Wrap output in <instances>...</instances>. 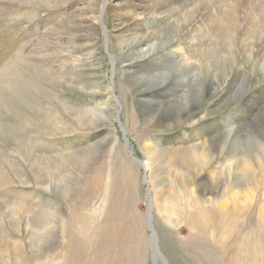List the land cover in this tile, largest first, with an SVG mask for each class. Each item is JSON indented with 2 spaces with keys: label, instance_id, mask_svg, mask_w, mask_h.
I'll return each mask as SVG.
<instances>
[{
  "label": "rangeland",
  "instance_id": "374dc122",
  "mask_svg": "<svg viewBox=\"0 0 264 264\" xmlns=\"http://www.w3.org/2000/svg\"><path fill=\"white\" fill-rule=\"evenodd\" d=\"M235 3L0 0V264H264V3Z\"/></svg>",
  "mask_w": 264,
  "mask_h": 264
},
{
  "label": "bare ground",
  "instance_id": "6f19581e",
  "mask_svg": "<svg viewBox=\"0 0 264 264\" xmlns=\"http://www.w3.org/2000/svg\"><path fill=\"white\" fill-rule=\"evenodd\" d=\"M263 1V2H262ZM213 2V1H212ZM237 2H238V4L237 3H235V6H238L239 8L241 7V5L242 4H246V5H251V14L252 15H256V12L257 11H261L262 12V3H264V0H237ZM162 3V2H161ZM165 3V2H164ZM167 3V2H166ZM214 4V3H213ZM237 4V5H236ZM212 6V8H213V5H211ZM211 6H209V7H211ZM217 5H215V7H216ZM209 7H208V9H209ZM242 8V7H241ZM203 10V9H202ZM207 10V9H206ZM211 10V9H210ZM239 10V9H238ZM161 11H162V9H161ZM204 11V10H203ZM208 11V10H207ZM207 11H205V12H202L199 16H197L194 20H195V26L194 27H196L197 26V23H200L201 21H203V20H205V17L208 15L207 13ZM200 12V11H199ZM263 13V12H262ZM195 14V13H194ZM213 14V13H212ZM236 14V13H235ZM240 14V13H239ZM258 14V13H257ZM264 14V13H263ZM197 15V14H196ZM241 15V14H240ZM211 16V15H210ZM257 16V15H256ZM255 16V17H256ZM208 17V16H207ZM251 18H253V16H251ZM93 20H94V22H96V17H93ZM254 20V19H253ZM252 20V21H253ZM229 21V20H228ZM240 21H242L241 19H240ZM252 21H250V22H252ZM178 22V21H177ZM249 22V21H248ZM228 24V23H227ZM191 25H193V24H191ZM199 25V24H198ZM193 27V26H192ZM193 27V28H194ZM176 28V27H175ZM191 28V27H190ZM192 30V29H191ZM187 31V30H186ZM188 33H185V35L186 36H188L187 34H190V33H192L189 29H188V31H187ZM94 33H95V31H94ZM240 34V33H239ZM183 35H184V33H183ZM179 37V36H178ZM180 39H181V37H180ZM180 41V40H179ZM216 44V47H217V45L219 46V48L222 46L219 42H217V43H215ZM261 46V45H260ZM223 51H224V49H223ZM227 51V50H226ZM225 51V52H226ZM195 52V51H194ZM195 55V54H194ZM226 55V54H225ZM201 57V56H200ZM188 58H190L189 56H188ZM187 58V59H188ZM225 58H226V56H225ZM230 58V57H229ZM227 59V58H226ZM190 60V59H189ZM229 60V59H228ZM187 61V60H186ZM195 61V60H194ZM230 61V60H229ZM189 62V61H188ZM202 62V61H201ZM200 62V63H201ZM183 63V62H182ZM113 64V63H112ZM228 64V63H227ZM125 136V135H124ZM127 139V138H126ZM148 202L150 203V206H151V201L150 200H148ZM207 216H208V214H207ZM206 219H207V217H206ZM207 220H209V219H207ZM248 245H247V243L245 242L244 244H243V249H245V247H247ZM234 254L236 255V253L234 252ZM153 255H155V256H157L158 255V253H157V251H154V253H153ZM241 258H242V256H241Z\"/></svg>",
  "mask_w": 264,
  "mask_h": 264
}]
</instances>
